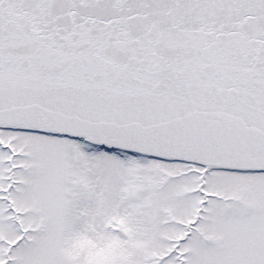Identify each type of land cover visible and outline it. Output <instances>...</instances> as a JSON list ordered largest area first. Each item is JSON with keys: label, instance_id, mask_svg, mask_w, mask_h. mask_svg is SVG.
<instances>
[{"label": "snow or ice", "instance_id": "6c2138e0", "mask_svg": "<svg viewBox=\"0 0 264 264\" xmlns=\"http://www.w3.org/2000/svg\"><path fill=\"white\" fill-rule=\"evenodd\" d=\"M0 264H264V0H0Z\"/></svg>", "mask_w": 264, "mask_h": 264}]
</instances>
